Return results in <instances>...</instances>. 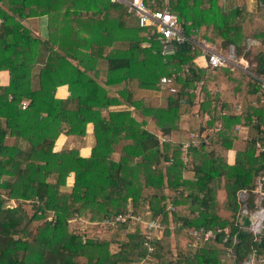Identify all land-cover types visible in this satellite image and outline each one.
<instances>
[{
  "label": "trees",
  "instance_id": "16d2710c",
  "mask_svg": "<svg viewBox=\"0 0 264 264\" xmlns=\"http://www.w3.org/2000/svg\"><path fill=\"white\" fill-rule=\"evenodd\" d=\"M169 1L188 37L223 54L234 46L264 76V0L253 11L232 0ZM44 16L47 39L27 25ZM132 19L109 0H0V264L264 259V240L239 223V193L254 210L264 175V89L244 71L207 65L196 43L164 57ZM173 75L176 93L161 103V78ZM63 85L71 94L58 99ZM119 103L127 109L108 110ZM186 117L190 140L174 139ZM88 124L90 157L54 150ZM152 219L161 231L145 225ZM200 228L216 238L195 244Z\"/></svg>",
  "mask_w": 264,
  "mask_h": 264
},
{
  "label": "built area",
  "instance_id": "2783aa9c",
  "mask_svg": "<svg viewBox=\"0 0 264 264\" xmlns=\"http://www.w3.org/2000/svg\"><path fill=\"white\" fill-rule=\"evenodd\" d=\"M111 3L118 4L125 8L127 12L132 15L139 27L148 32V40L151 42L154 38L159 40L162 45V55L168 57L177 51L178 46L185 44L186 42L196 43L194 37H188L181 26L179 17L176 13L172 12L169 8V0H159L162 4V8L153 9L159 1L158 0H109ZM203 50V57H207V65L213 68L219 67H231L232 71L239 69L253 76L261 87L264 89V76H258L249 71L250 64L244 58H239L236 55L234 46H231L226 53H222L217 47L209 41L203 40L201 43H196ZM151 44H147L149 47ZM202 57V62L203 61ZM199 63V62H198ZM202 64V63H200ZM175 76H163L161 78V86L166 89L170 94L176 93V87L174 86ZM26 104L23 103V108ZM258 149L264 152V147L259 144ZM255 193V209L250 210L248 205V195L246 191L239 193V200L242 203L241 215L239 223L247 232L254 235L257 242L264 240V175L257 181V187ZM246 215L250 218V227H245L242 222V216ZM124 221L122 216L117 218ZM150 229L162 230L163 225L160 220H151L145 224ZM196 237L195 243H201L209 240H214L217 233L211 229L200 228L194 231ZM237 243L236 239L234 240ZM256 253H252L250 258L244 261L242 264H255L257 258ZM258 261V260H257ZM264 264V259L259 260Z\"/></svg>",
  "mask_w": 264,
  "mask_h": 264
},
{
  "label": "crops",
  "instance_id": "0c3cea01",
  "mask_svg": "<svg viewBox=\"0 0 264 264\" xmlns=\"http://www.w3.org/2000/svg\"><path fill=\"white\" fill-rule=\"evenodd\" d=\"M27 25L33 30V32L45 39L49 37V29H48V18L46 16L36 19V20H31L30 22L27 23ZM199 63H202V58H199L197 60ZM201 61V62H200ZM2 77V83L7 84L9 80V75L7 72H2L1 73ZM110 94H111V99H119V93L116 88H111ZM163 90L166 91V89L163 88ZM71 93L69 92V88L67 85L59 86L56 91V98L58 99H66ZM163 94V93H162ZM158 100L163 103L164 101V94L161 98H158ZM127 109V106L119 103V104H112V106L108 109L110 112L114 111H120ZM190 122L191 119L186 117V119L182 123V129L183 130H188L190 129ZM148 128L151 130H154L153 124L149 125ZM94 126L93 124H88L87 126V134L84 137L80 136H67L62 134L59 136L55 148V151H60V150H77L80 154L81 157L88 158L92 154L93 147L95 145V138H94ZM180 133H175L173 134L174 139H181ZM234 153V152H233ZM235 154V153H234ZM234 154L230 156V162L234 163ZM74 183V175H71V177L68 178V186H72ZM224 194L221 193V199H223ZM241 215V213H240ZM240 219V218H239ZM242 219V218H241ZM245 230V229H244ZM246 231V230H245Z\"/></svg>",
  "mask_w": 264,
  "mask_h": 264
},
{
  "label": "rangeland",
  "instance_id": "374dc122",
  "mask_svg": "<svg viewBox=\"0 0 264 264\" xmlns=\"http://www.w3.org/2000/svg\"><path fill=\"white\" fill-rule=\"evenodd\" d=\"M240 3H245L246 5H247V7L249 8V10L251 11H253V10H255V8H256V1L255 0H232V1H230V6L231 5H236V4H240ZM132 21L136 24L137 22H136V20H134V19H132ZM253 43V42H252ZM256 47H252V51H254V49H255ZM201 62V61H200ZM213 89V88H212ZM214 90H215V88H214ZM167 91V90H166ZM165 90H163L162 92H163V94H165V95H167V92H166ZM168 94H170V93H168ZM201 98V97H200ZM200 100V99H199ZM193 130V128H190V129H188V130H184V133H180V136H183V139L185 138V140L187 139V140H190L189 138H190V131H192ZM177 133H179V132H177ZM82 228H86L85 227V225H82L81 226ZM114 234V233H113ZM118 237H120V238H125V236L124 235H122V234H116ZM195 244H197V243H195ZM114 251L115 250H117L118 248L117 247H113L112 248ZM144 264H149V262L148 261H146ZM255 264H263V263H260L259 261H257L256 260V262H255Z\"/></svg>",
  "mask_w": 264,
  "mask_h": 264
},
{
  "label": "water",
  "instance_id": "95a60500",
  "mask_svg": "<svg viewBox=\"0 0 264 264\" xmlns=\"http://www.w3.org/2000/svg\"><path fill=\"white\" fill-rule=\"evenodd\" d=\"M242 222H243L244 226L247 228L250 227V225H251L250 218L246 215L242 216Z\"/></svg>",
  "mask_w": 264,
  "mask_h": 264
}]
</instances>
